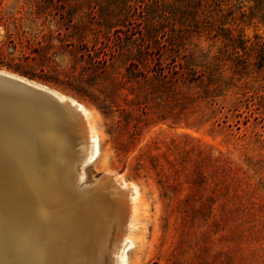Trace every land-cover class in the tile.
Wrapping results in <instances>:
<instances>
[{
    "label": "rangeland",
    "instance_id": "1",
    "mask_svg": "<svg viewBox=\"0 0 264 264\" xmlns=\"http://www.w3.org/2000/svg\"><path fill=\"white\" fill-rule=\"evenodd\" d=\"M243 4L229 20L251 45L264 24ZM164 26L151 36L120 0H0V70L87 111L78 185L107 174L129 241L117 264H264V67Z\"/></svg>",
    "mask_w": 264,
    "mask_h": 264
},
{
    "label": "bare ground",
    "instance_id": "2",
    "mask_svg": "<svg viewBox=\"0 0 264 264\" xmlns=\"http://www.w3.org/2000/svg\"><path fill=\"white\" fill-rule=\"evenodd\" d=\"M0 74L49 91L77 111L59 118L55 109L37 110L0 94V264H117L114 226L122 211L102 182L107 174L78 185L82 158L86 163L96 152L92 128L86 119L79 123L87 111L45 85L5 70ZM78 132V140L71 137ZM126 238L116 246L121 258Z\"/></svg>",
    "mask_w": 264,
    "mask_h": 264
},
{
    "label": "trees",
    "instance_id": "3",
    "mask_svg": "<svg viewBox=\"0 0 264 264\" xmlns=\"http://www.w3.org/2000/svg\"><path fill=\"white\" fill-rule=\"evenodd\" d=\"M136 1L120 0V3L126 15L132 11V16L135 14L143 18L146 30H150L151 36L156 34L164 24L172 33L168 36V42L173 44L175 37L178 38L181 31L205 32L213 38L223 39L226 50H231L235 54L237 63L241 62L243 68L247 67L248 58H253L257 69L264 67V40L254 36V42L248 45L242 28L238 25L233 26V20H229L236 11L241 10L243 2H248L250 15L264 24V0H233L236 3L232 0H138L142 3L138 5L141 8L140 11L132 5ZM241 16H244V11L241 12ZM165 35L166 32L162 31L161 37ZM237 48L246 54L245 58L236 55Z\"/></svg>",
    "mask_w": 264,
    "mask_h": 264
},
{
    "label": "water",
    "instance_id": "4",
    "mask_svg": "<svg viewBox=\"0 0 264 264\" xmlns=\"http://www.w3.org/2000/svg\"><path fill=\"white\" fill-rule=\"evenodd\" d=\"M4 91H7L8 95L4 94ZM0 94L12 98L14 102L22 103L24 101L26 103L25 101H27L29 105L34 106L37 110H45L47 112L51 110L52 112L55 109L54 114L59 118L64 116L68 110L77 114L73 106H70L67 102L59 101L49 91L3 74H0Z\"/></svg>",
    "mask_w": 264,
    "mask_h": 264
}]
</instances>
